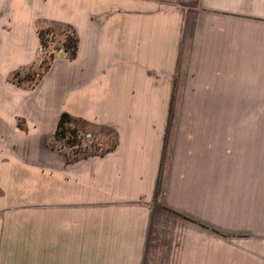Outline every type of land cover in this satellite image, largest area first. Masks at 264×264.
<instances>
[{"label": "crops", "instance_id": "obj_1", "mask_svg": "<svg viewBox=\"0 0 264 264\" xmlns=\"http://www.w3.org/2000/svg\"><path fill=\"white\" fill-rule=\"evenodd\" d=\"M55 23L75 56L14 82ZM263 67L264 0H0V264H230L260 208ZM62 112L105 151L49 146Z\"/></svg>", "mask_w": 264, "mask_h": 264}, {"label": "rangeland", "instance_id": "obj_2", "mask_svg": "<svg viewBox=\"0 0 264 264\" xmlns=\"http://www.w3.org/2000/svg\"><path fill=\"white\" fill-rule=\"evenodd\" d=\"M40 31L41 42L39 44L37 68L27 67L16 70L11 76L14 82L31 84L37 81L50 67L53 59L63 55L64 52L69 55L75 35L71 29L62 23H55ZM65 44L67 47H65ZM245 115L259 119L260 124L256 125V132L262 134L261 196L260 200L256 198L257 204L260 201V208H257V205L255 213L247 214L246 229L244 231L230 234V264H264V76L261 80V108L256 110L246 109ZM64 126L76 129L77 142L75 144L67 143L66 138H72V135L67 132L66 138L61 137L59 134L52 136V139H49V146L68 153V160L72 161L105 151V148L98 144L95 137L87 136L88 133L93 134V132L101 134L102 128H96L79 121ZM108 143L110 146L113 140Z\"/></svg>", "mask_w": 264, "mask_h": 264}, {"label": "trees", "instance_id": "obj_3", "mask_svg": "<svg viewBox=\"0 0 264 264\" xmlns=\"http://www.w3.org/2000/svg\"><path fill=\"white\" fill-rule=\"evenodd\" d=\"M66 26L72 30V28L70 26H68V25H66ZM38 35H39V41L41 42V31L40 30L38 31ZM71 46H72V49L69 52V57L73 58L76 54V48H77V38L75 35H74V39L72 40ZM65 47H67L66 44H65ZM77 121L84 123L83 120H81L79 118H75V117L71 116L70 114H68L67 112H62L60 117H59L54 135L59 134V135H61V137L66 138V133L68 132V133H70V135H72V138L67 137L66 142L69 144H75V142H77V139H76L77 131H76V129L70 128L69 126H64V125L68 124V123H74Z\"/></svg>", "mask_w": 264, "mask_h": 264}]
</instances>
